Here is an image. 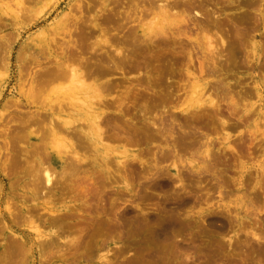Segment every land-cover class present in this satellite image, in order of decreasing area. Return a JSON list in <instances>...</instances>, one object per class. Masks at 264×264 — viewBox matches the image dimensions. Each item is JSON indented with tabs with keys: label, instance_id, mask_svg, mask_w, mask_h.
<instances>
[{
	"label": "rangeland",
	"instance_id": "374dc122",
	"mask_svg": "<svg viewBox=\"0 0 264 264\" xmlns=\"http://www.w3.org/2000/svg\"><path fill=\"white\" fill-rule=\"evenodd\" d=\"M4 1L8 0H0V264H264V70L248 67L243 60L254 52L264 55V0H202L200 10L205 19L199 20L203 28L189 22L190 38L180 36L179 42L178 34L171 31H175V25L184 27L193 15L191 9L198 1L193 0L192 6H179L176 15L162 22L174 28L167 30L173 37L167 33V42L160 43L166 34L161 33L160 38L155 35L153 45L138 31L143 20L148 28L147 21L152 18L153 10L143 1L135 5L131 0H9V6ZM90 2H95V7ZM16 3L25 13L18 19L11 12ZM106 13L113 21H108ZM104 15L109 23L106 19L102 22ZM118 16L123 19L115 18ZM83 22L87 28L81 26ZM97 24H104L103 31L99 30L101 25L97 30ZM119 24L127 27L121 26V32L115 28ZM74 28L83 40L77 39ZM65 30H70L73 37L69 38ZM218 36L227 43L224 48ZM120 37L128 39H121L124 42L118 45ZM71 38H76L78 47L86 52L69 44L67 47L66 41ZM105 38L110 40L109 47L103 42ZM207 39L219 48L210 57L218 54L223 58L213 59L217 62L213 64L217 68L214 75L207 65H212ZM80 40L83 42L78 43ZM141 41L149 42V46ZM116 44L128 58L121 54L115 55L116 61H109ZM182 45L193 54L190 59L195 66ZM95 51L104 55L101 66L96 60L102 55ZM69 54L84 59L79 70L85 72V80L82 78L86 85H95L99 78L103 90L107 88L102 91L108 109L101 107L100 144H96V128L88 127L93 111L85 106L96 103V95L90 99L92 94L85 87L63 93L59 88L66 85L65 81L46 77L47 81L43 75V67L51 66L48 60L53 62L55 56L66 58ZM201 59L207 72H199ZM117 61L121 63L114 66L112 62ZM133 65L136 69L128 68ZM255 85L259 86V96ZM194 86H199L195 93ZM207 89L212 98H217L218 110L208 108L206 103L199 105L206 100ZM77 95L86 102H78L85 106L78 112L73 104L78 101ZM72 96L76 101H71ZM50 105L55 107L52 116ZM57 115L72 121L68 128ZM44 167L51 174L49 184L44 182ZM48 207L53 211H47ZM31 225L42 233L56 232L37 237ZM252 232L260 237L258 242Z\"/></svg>",
	"mask_w": 264,
	"mask_h": 264
},
{
	"label": "bare ground",
	"instance_id": "6f19581e",
	"mask_svg": "<svg viewBox=\"0 0 264 264\" xmlns=\"http://www.w3.org/2000/svg\"><path fill=\"white\" fill-rule=\"evenodd\" d=\"M9 1V0H8ZM8 1H4L5 3L4 4H7L8 3ZM26 1V0H25ZM89 1H91V0H89ZM93 1V0H92ZM109 1V0H108ZM131 1H133L134 2V4L135 5H137V2L138 1H143L144 3H147L148 5H149V7L153 10V12H152V18H151V21H147V23L148 22H150L149 24H147V26L149 25V27L147 28L144 24L146 23V21H144L143 20V22H145L144 24H140L139 25V27H138V31H140V33L144 36V39H145V37L147 38V40L151 43V41H152V39H156V38H152V37H155V35L156 36H159V38L162 36V35H160L161 33L162 34H166V36L164 35V37H161V40L159 39V42L160 43H165V42H167V41H165L166 39H165V37H167V35L168 34H170L171 36L173 35V34H171V32L172 33H174V32H176L177 34H178V38L177 39H179L180 40V36H182L183 38H187V39H189L190 38V35H188V33H189V31H190V28L194 25V26H197L196 28H203L202 26L203 25H201V23H200V20H199V18L200 19H205V16H204V14L201 12V10L200 9H203V4H202V0H198L197 1V4H195V5H193V8L191 9V10H193V15L191 16V17H189L188 19H186V23L184 24V27H182L181 25H175V26H177L176 27V29H175V31H169L170 33H168V31L167 30H171L173 27H171V25H170V27H167L166 25H163L162 24V22H165V20H167L168 19V17L170 16V15H176L177 14V11H175V9H177L178 8V10H179V6H182V5H191L192 6V4H193V0H131ZM254 1V0H253ZM51 2V1H50ZM203 2H205V1H203ZM227 2H228V0H227ZM91 3V2H90ZM93 3H95V2H92L91 4H92V6H91V4H89L91 7H95V4H93ZM97 3V2H96ZM44 4V3H43ZM100 4V3H99ZM104 4H105V2H104ZM142 4V3H141ZM205 4V3H204ZM215 4V3H214ZM248 4V3H247ZM10 4L8 3L7 4V6H9ZM22 5V4H21ZM117 5V4H116ZM96 6H98V4L96 5ZM100 6V5H99ZM119 6V5H118ZM194 6L195 7H197L196 9H194ZM26 7V6H25ZM184 7V6H183ZM15 8V7H14ZM90 8V7H89ZM97 8V7H96ZM103 8V7H102ZM182 8V7H181ZM191 8V7H190ZM23 9H26V8H23ZM37 9V8H36ZM137 9H139V8H137ZM143 9H144V7H143ZM149 9V8H148ZM212 9V8H211ZM90 10V9H89ZM180 10H182V12L185 10V7L184 8H182V9H180ZM10 11V10H9ZM21 11V12H20ZM28 11V10H27ZM37 11V10H36ZM100 11V10H99ZM102 11H104V9H102ZM107 12H108V10H106ZM116 11V10H115ZM114 11V12H115ZM123 11V10H122ZM132 11V10H131ZM142 10H140V12H141ZM189 11H190V9H189ZM212 11V13H214V10H211ZM11 12L14 14V18H16V19H18L21 15H23V14H25V13H23V11H22V9L20 10V7H19V3H16V8H15V10H11ZM20 12V13H19ZM101 12V11H100ZM99 12V13H100ZM117 12V11H116ZM125 12V11H124ZM139 12V13H140ZM147 12V11H146ZM179 12V11H178ZM206 12V11H205ZM23 13V14H22ZM103 12H101V15H103L102 14ZM110 14H111V12H109ZM118 13V12H117ZM129 14V12H127V10H126V14ZM132 12H130V14H131ZM138 13V12H137ZM187 13H188V11H187ZM206 13H208V12H206ZM206 13H205V15H206ZM21 14V15H20ZM107 15H108V13H106ZM109 14V15H110ZM113 14V13H112ZM116 14V13H115ZM119 14V13H118ZM127 14V15H128ZM143 14V13H142ZM20 15V16H19ZM35 15V14H34ZM63 15H65V14H62V16ZM108 15V16H109ZM134 15V14H133ZM138 15V14H137ZM150 15V14H149ZM208 15V14H207ZM207 15H206V17H207ZM210 15H212L211 13H210ZM216 15H218V14H216ZM215 15V16H216ZM11 16V15H10ZM37 16V15H36ZM105 16V15H104ZM108 16H105V18L102 20V22H104L105 21V19H106V21H107V18H108ZM113 16H114V14H113ZM123 16V15H122ZM122 16H118V17H115V18H119V19H121L122 18ZM134 16H136V14L134 15ZM142 16H146L145 14L144 15H142ZM148 16V15H147ZM181 16V15H180ZM179 16V18H181ZM213 16V15H212ZM32 17V16H31ZM73 17V16H72ZM96 17V16H95ZM94 17V18H95ZM121 17V18H120ZM138 17V16H137ZM161 17V19L159 20V18ZM185 17H187V15L185 16ZM211 17V16H210ZM219 17V16H218ZM97 18V17H96ZM102 18V17H101ZM127 18V17H126ZM150 18V17H149ZM178 18V19H179ZM214 18V17H213ZM216 18V17H215ZM34 19V18H33ZM37 19V18H36ZM110 19V20H109ZM112 18L109 16V18H108V21H113V20H111ZM123 19V18H122ZM146 19V18H145ZM181 19H183V18H181ZM218 19V18H217ZM220 19V18H219ZM26 20V19H25ZM101 20H100V22H101ZM160 21V22H156V21ZM171 20V19H170ZM213 20V19H212ZM27 21V20H26ZM107 21V22H108ZM127 21L128 22H130V19L129 18H127ZM206 21H209V20H206ZM107 22H105L106 23V25H107ZM122 24H123V22L122 21H120ZM120 22H118V23H120ZM125 22V21H124ZM170 22V21H169ZM189 22L192 24V26L190 27V25H189ZM205 22V21H204ZM213 22H214V20H213ZM215 22H216V20H215ZM89 23H91V22H89ZM109 23V22H108ZM118 23H117V25H118ZM120 23V24H121ZM125 23H127V22H125ZM137 23H138V21H137ZM156 23H159V24H157V26H156ZM205 23H207V22H205ZM209 23V22H208ZM81 24V23H80ZM111 24H113L114 25V23H111ZM116 24V23H115ZM119 24V26H117V27H115L116 29L119 27H121L122 25H120ZM129 24V23H128ZM169 24V23H168ZM214 24H216V27H217V24H218V22H216V23H214ZM89 25V24H88ZM101 25V24H100ZM99 25V26H100ZM110 25V24H109ZM154 25H155V27H156V29L157 30H155L154 32L155 33H152L151 35H150V32L153 30V28H155L154 27ZM172 25H174V24H172ZM74 26V25H73ZM76 26V25H75ZM78 26V25H77ZM81 26H84V22H83V25H81ZM98 26V24L96 25V28H97V30L101 27V29H99V30H102V28H104L105 26H104V24L103 25H101L100 27ZM102 26H104V27H102ZM124 27L126 26V25H123ZM123 26L121 27V28H123ZM136 26V25H135ZM165 26H166V28H165ZM193 26V27H194ZM92 27V26H91ZM109 27V26H108ZM107 27V28H108ZM127 27V26H126ZM134 27V26H133ZM239 27V26H238ZM77 28V27H76ZM76 28H74L73 30L75 31V30H77ZM84 28H87V25H85L84 26ZM94 28V27H93ZM120 28V29H121ZM129 28V27H128ZM127 28V29H128ZM136 28V27H135ZM106 29V28H105ZM104 29V30H105ZM109 29V28H108ZM115 29V30H116ZM126 29V30H127ZM131 29V28H130ZM244 29V28H243ZM78 30H80V32H81V28H80V26H79V29ZM77 30V31H78ZM86 30V29H85ZM89 30V29H88ZM94 30V29H93ZM96 30V31H97ZM98 30V31H99ZM111 29H109V31H110ZM133 30H135V29H133ZM173 30H174V28H173ZM65 31H67V33H66V35L68 34V37L70 38V36H72L73 34L71 33V31L70 30H65ZM84 30H82V32H83ZM103 31V30H102ZM118 32H120L119 30H117ZM116 31V32H117ZM123 31V29H121V32ZM128 31V30H127ZM76 32V31H75ZM74 32V33H75ZM95 32V31H94ZM107 32V31H106ZM129 32V31H128ZM127 32V33H128ZM153 32V31H152ZM239 32V31H238ZM63 33V32H62ZM65 33V32H64ZM87 33H88V31H87ZM89 33H92V32H89ZM105 33V31L103 32V34ZM124 33H125V31H124ZM130 33H132V32H130ZM133 33H134V31H133ZM168 33V34H167ZM239 33H241V32H239ZM76 34H78V40H79V38L81 37L80 35H79V31L78 32H76ZM81 34V33H80ZM106 34V33H105ZM109 34V33H108ZM117 34H119V33H117ZM116 34V35H117ZM126 34V33H125ZM124 34V35H125ZM135 34H136V32H135ZM135 34H133V35H135ZM158 34V35H157ZM175 34V33H174ZM63 35V34H62ZM82 35V34H81ZM88 35V34H87ZM86 35V36H87ZM90 36H91V34H89ZM98 35V34H97ZM112 35H115L114 33L112 34ZM237 35L239 36V34L237 33ZM236 35V36H237ZM83 36V35H82ZM92 36H94L93 34H92ZM102 36V34L100 35V37ZM109 37L111 36V35H108ZM118 36V35H117ZM117 36H115V37H117ZM121 36V35H120ZM123 36V35H122ZM121 36V37H122ZM175 36V35H174ZM177 36V35H176ZM175 36V37H176ZM237 36V37H238ZM73 37V36H72ZM85 37V36H84ZM108 37V38H109ZM112 37V36H111ZM114 37V36H113ZM114 37V38H115ZM120 37V41H118V45H119V42L121 43L122 41H121V39L122 40H124V41H126L128 38H126V39H123L124 38V36H123V38H121ZM129 37V36H128ZM133 37V36H132ZM131 37V38H132ZM173 37V36H172ZM174 37V38H175ZM208 37V36H207ZM239 37H242V35H240ZM238 37V38H239ZM244 37V36H243ZM242 37V38H243ZM107 38V39H108ZM118 38H119V36H118ZM118 38H116V39H118ZM164 40H163V39ZM218 38H220V44L222 45V47L223 46H225L226 44H225V41H224V39H223V37H219L218 36ZM241 38V39H242ZM75 39L76 38H71V39H67L68 41H66V42H64V43H66V46L67 47H69L67 44H69L70 46L72 45V46H74L75 48L74 49H76V48H79L78 47V45H77V40L75 41ZM80 39H82V38H80ZM88 40H89V38H87ZM107 39L105 38L104 40H103V42L105 43V44H108V45H106V47L108 46L109 47V43H108V41H110V40H108L107 41ZM113 39V38H112ZM111 39V40H112ZM139 39H140V37H139ZM142 39V38H141ZM157 39H158V37H157ZM241 39H240V41H241ZM83 40V39H82ZM82 40H80V41H78V43H82L83 41ZM91 40V39H90ZM114 40V39H113ZM119 40V39H118ZM130 40H132V39H130ZM129 40V41H130ZM146 40V39H145ZM168 40H170L169 38H168ZM174 40V39H173ZM211 40V39H210ZM210 40H208L207 39V45H208V48L209 49H207L208 50V54H209V56H208V54H206L208 57H210V55L213 57V55H214V53L215 52H217V48L218 47H213V44H211V41ZM93 41V40H92ZM116 41V40H115ZM123 41V42H124ZM128 41V42H129ZM138 41V40H137ZM171 41H172V38H171ZM190 41V40H189ZM192 41V40H191ZM112 42V41H111ZM122 42V43H123ZM131 42V41H130ZM136 41H134L133 43H135ZM139 42V41H138ZM137 42V43H138ZM142 42V41H141ZM140 42V43H141ZM148 42V43H149ZM173 42H175V40L173 41ZM173 42H171V43H173ZM179 42H181V40L179 41ZM193 42V41H192ZM99 43V42H98ZM100 43H102V42H100ZM117 43V42H116ZM132 43V45H135V44H133ZM142 43H145V42H142ZM148 43H145L146 44V46H147V44ZM170 43V42H169ZM184 43H185V41H184ZM90 44V43H89ZM92 44V43H91ZM111 44V43H110ZM124 44H126V43H124ZM152 44V43H151ZM182 44H183V41H182ZM80 45H82V44H80ZM79 45V46H80ZM83 45H85L84 43H83ZM102 45H103V43H102ZM114 45H115V43H114ZM122 45V44H121ZM153 45V44H152ZM184 45V44H183ZM182 45V47H184L185 48V46H183ZM192 45V44H191ZM61 46V45H60ZM77 46V47H76ZM92 46V45H91ZM90 46V47H91ZM105 46V45H104ZM103 46V47H104ZM123 46V45H122ZM137 46V45H136ZM139 46V45H138ZM143 46V45H142ZM145 46V47H146ZM148 46H149V44H148ZM173 46V45H172ZM217 46V45H216ZM258 46V45H257ZM67 47H65V48H67ZM86 47V46H85ZM116 47H117V44H116ZM125 47V46H124ZM123 47V48H124ZM144 47V46H143ZM151 47V46H150ZM149 47V48H150ZM221 47V46H220ZM64 48V49H65ZM88 48H89V46L86 48L87 50H88ZM105 48V47H104ZM103 48V49H104ZM137 48V47H136ZM139 48V47H138ZM155 48V47H154ZM157 48H159L158 46H157ZM224 48V47H223ZM244 48V47H243ZM264 48V47H263ZM63 49V48H62ZM74 49H72V51H74ZM79 49H81V50H84L83 48H79ZM91 49V48H90ZM94 49V48H93ZM98 49V48H97ZM101 49V48H100ZM108 49V48H107ZM110 49H111V47H110ZM125 49H127V48H125ZM124 49V50H125ZM151 49V48H150ZM193 49V48H192ZM219 49V48H218ZM229 48H227V50H228ZM236 49V48H235ZM242 49V48H241ZM66 50V49H65ZM81 50H80V52H81ZM96 50V49H95ZM114 50H115V54L114 55H111V56H113V57H111L110 56V58H109V61H111L110 59L112 58L113 60H115L116 58V56L118 55L119 57H120V55L122 54V56L124 57V59H125V57L126 58H128V56H124V55H126L125 53H123L122 51V48L121 47H117V48H114ZM114 50H112V51H114ZM148 50V49H147ZM151 50H153V49H151ZM164 50V49H163ZM166 50H168V49H166ZM180 50V49H179ZM183 50H187V57H188V60L192 63V61H191V59H190V55H193V54H191L190 52H189V50L187 49V47L185 48V49H183ZM261 50H263V52H264V49H261ZM85 51V50H84ZM108 51H110V50H108ZM111 51V52H112ZM130 51H131V49H130ZM133 51V50H132ZM139 51H140V49H139ZM138 51V52H139ZM142 51V50H141ZM144 51V50H143ZM160 51V50H159ZM162 51V50H161ZM165 51V50H164ZM192 51V50H191ZM219 51V50H218ZM221 51H223L222 49H221ZM254 51H256L255 49H254ZM79 52V53H80ZM83 52V51H82ZM86 52V51H85ZM88 52V51H87ZM90 52V51H89ZM96 52V51H95ZM94 52V53H95ZM98 52V51H97ZM96 52V53H97ZM106 52V51H105ZM110 52V53H111ZM124 52H127V50L126 51H124ZM163 52V51H162ZM220 52V51H219ZM218 52V53H219ZM246 52V51H245ZM262 52V53H263ZM61 53H63V52H61ZM69 53V52H68ZM91 53H92V51H91ZM94 53H93V56H94ZM131 53V52H130ZM159 53V52H158ZM161 53V52H160ZM163 53H165V52H163ZM222 53H225V52H222ZM67 54V53H66ZM72 54V53H71ZM71 54H69L68 55V57H66V58H59V57H52L53 58V62H52V60H48V61H50L51 62V66L50 67H43V75H45V78L46 77H48L50 80H58V79H60V80H63V81H65L66 82V85L61 89V88H59L60 90H63V93H65V91H68V90H71L72 92L73 91H75L76 89H80V88H84L85 87V89L86 90H89L90 92H91V96H89V98L90 99H94V98H92V97H94L95 95H96V99H94V101H96V103H92V101L91 102H89V103H87L86 105H85V98H78V95H77V98H75V99H77L78 101H77V103H73L74 105H76L75 107H74V109L78 112V110H80V109H82V108H84L85 106L86 107H88V110H92L93 112H92V114H93V116H91V121L88 123V127L89 128H91V127H93L94 129L96 128V144H100V142L102 141V130H101V126H100V122H99V118L101 117V115H102V113H103V108H101V107H107V104H105L106 102H107V100H106V102H104V100L102 99L103 98V93H102V91H104L105 89L107 90V88H105L104 90H103V88L105 87L104 86V84H102V81L101 80H99L98 82H97V80L99 79H97L96 80V84L95 85H86V83H85V78H84V76H83V73L85 74V72H80V70H79V65L80 64H82V65H84L83 63H81V62H83V60L82 59H80V58H78V56L77 57H73V56H70ZM78 54V53H77ZM82 54V53H81ZM98 54L101 56L102 54L101 53H99L98 52ZM97 54V55H98ZM103 54H105V53H103ZM111 54H113V53H111ZM124 54V55H123ZM173 54V53H172ZM171 54V55H172ZM226 54V53H225ZM229 54H232V53H229ZM229 54H226L227 56L229 55ZM247 54H249L248 52H247ZM264 54V53H263ZM80 55V54H79ZM91 55V54H90ZM116 55V56H115ZM132 55V54H131ZM131 55H130V57H131ZM138 55V54H137ZM206 55H204L205 57H206V59H207V61H208V57L206 56ZM235 55V54H234ZM245 55V54H244ZM262 55V54H261ZM85 56V55H84ZM99 56V57H100ZM104 55H102L101 56V58L100 59H98V60H96V62H98V61H103V59H102V57H103ZM133 56H134V54H133ZM150 56H152V55H150ZM224 56V55H223ZM226 56V57H227ZM230 56V55H229ZM247 57H248V55H246ZM249 56H250V54H249ZM89 58L90 56H86V58ZM96 57V56H95ZM94 57V58H95ZM106 57V56H105ZM118 57V58H119ZM241 57H243V56H241ZM245 57V56H244ZM243 57V60L245 59L246 60V58L247 57H245L244 58ZM84 58V57H83ZM92 58V57H91ZM93 58V59H94ZM98 58V57H97ZM134 58V57H133ZM186 58V57H185ZM248 58H251V59H248ZM247 59L248 60H244V62L246 63V65L248 66V67H253V68H262L263 70H264V55H263V57L262 56H260L258 53H256V52H254L252 55H251V57H248ZM78 59H80V61L78 60ZM102 59V60H101ZM119 59H121V58H119ZM118 59V61H121V62H125V60H119ZM123 59V58H122ZM131 59V58H130ZM129 59V60H130ZM145 59V58H144ZM213 59H215V61H216V59L217 60H221V59H223L222 57H221V55H216V58L214 57V58H211L210 57V60H209V63L211 62L212 63V65L214 64V63H217V62H215V61H213ZM236 59V58H235ZM82 60V61H81ZM86 60H88V59H86ZM91 60V59H90ZM95 60V59H94ZM117 60V59H116ZM115 60V61H116ZM128 60V59H127ZM133 60V59H132ZM137 60V59H136ZM142 60H143V57H142ZM146 60V59H145ZM150 60V59H149ZM227 60V59H226ZM226 60H225V62H226ZM38 61V60H37ZM105 61V60H104ZM103 61V62H104ZM118 61L116 62V63H114V62H112L113 63V65L114 66H116V64H120V63H118ZM141 61V60H140ZM188 61V62H189ZM206 61V60H205ZM84 62H86V61H84ZM91 63H92V61H90ZM106 62H108V60L106 61ZM105 62V63H106ZM148 62H150V61H148ZM203 59H201V60H199V72L200 73H202L203 71L205 72V70L206 69H208L209 68V72L212 74V75H214L213 73H215L216 71L215 70H217V68L215 67V65H213V67H212V65H210L211 67H209V64H207L208 65V68H205V65H203ZM223 62V61H222ZM239 62H240V60H239ZM36 63V62H35ZM111 63V62H110ZM132 63H135L134 61L132 62ZM184 63H186V62H184ZM219 63V62H218ZM235 63V62H234ZM237 63V62H236ZM245 63H244V65H245ZM87 63H85V65H86ZM90 64V63H89ZM96 64V63H95ZM95 64H93V65H95ZM99 64V63H98ZM101 64H102V62L100 63V66H101ZM124 64V63H123ZM122 64V65H123ZM127 64V63H126ZM149 64V63H148ZM193 64V66H195L194 65V63H192ZM191 64V65H192ZM223 64V63H222ZM35 65V64H34ZM40 65V64H39ZM46 65V64H45ZM44 65V66H45ZM91 65V64H90ZM104 65V64H103ZM102 65V66H103ZM105 65H108L107 63L105 64ZM112 65V64H111ZM129 65V64H128ZM132 65V64H131ZM135 65V64H134ZM134 65L133 66H128V68H130V67H134ZM137 65V64H136ZM182 65V64H181ZM186 65V64H185ZM217 65V64H216ZM227 65H228V63H227ZM244 65H242V67L244 66ZM245 65V66H246ZM46 66H49V65H46ZM89 66V65H88ZM184 66V65H183ZM187 66V65H186ZM190 66V65H189ZM189 66H187V67H189ZM224 66H225V64H224ZM109 67H110V65H109ZM109 67H107V68H109ZM122 67H125L124 65L122 66ZM138 67V66H137ZM151 67V66H150ZM192 67V66H191ZM220 67V66H219ZM227 67V66H226ZM230 67V66H229ZM42 68V67H41ZM83 68V67H82ZM85 68V67H84ZM88 68V67H87ZM86 68V69H87ZM89 68H91V67H89ZM94 68H96V66L94 67L93 66V69ZM99 67L97 66V69H98ZM126 68V67H125ZM131 68V69H132ZM135 69H136V67H134ZM139 68V67H138ZM137 68V69H138ZM140 68H142V66L140 67ZM211 68V69H210ZM216 68V69H215ZM250 68V69H251ZM92 69V68H91ZM92 69V70H93ZM96 69V70H97ZM119 70H122V69H124V68H122V69H120V68H118ZM117 69V70H118ZM143 69H144V66H143ZM84 70V69H83ZM87 70H89V69H87ZM109 70V69H108ZM128 70V69H127ZM134 70V69H133ZM219 70V69H218ZM256 70V69H255ZM258 70V69H257ZM262 70V71H263ZM85 71V70H84ZM94 71V70H93ZM116 71V70H115ZM114 71V72H115ZM124 71V70H123ZM129 71V70H128ZM222 71V70H221ZM226 71V70H225ZM259 71H260V69H259ZM258 71V72H259ZM89 72V71H88ZM96 72V71H95ZM104 72V71H103ZM102 72V73H103ZM121 72V71H120ZM189 72V71H188ZM191 72V71H190ZM203 72V73H204ZM206 72H207V70H206ZM208 72V73H209ZM224 72V71H223ZM111 73H113V72H111ZM118 73H119V71H118ZM124 73V72H123ZM122 72L120 73V74H123ZM208 73H206V74H208ZM227 73V72H226ZM87 74V73H86ZM92 74V73H91ZM91 74H88V75H91ZM190 74H192V75H194L193 77H194V79H196L197 77L195 76V73H193V72H191ZM218 74V73H217ZM220 74H223V73H220ZM228 74V73H227ZM105 75V74H104ZM134 75V74H133ZM192 75H191V77H192ZM201 75V74H200ZM37 76V75H36ZM82 76H83V78H84V80H83V78H82ZM111 76V75H110ZM114 76V75H113ZM121 76H123V75H121ZM189 76V75H188ZM264 76V75H263ZM38 77V76H37ZM36 77V78H37ZM93 77V76H92ZM96 77H97V75H96ZM99 77V76H98ZM109 77V76H108ZM131 77V76H130ZM201 77H202V75H201ZM257 77V76H256ZM40 78V77H39ZM47 79V78H46ZM49 79H47V81L49 80ZM93 79H95V78H93ZM110 79V78H109ZM141 79H143V78H141ZM207 79H208V77H207ZM238 79H239V77H238ZM43 80V79H42ZM108 80V79H107ZM120 80H122V78L120 79ZM190 80V79H189ZM209 80H211V79H209ZM218 80V79H217ZM40 81V80H39ZM38 81V82H39ZM111 81V80H110ZM152 81V80H151ZM197 81V80H196ZM41 82H44V81H41ZM119 82H121V81H119ZM134 82V81H133ZM142 82H143V80L141 81V83H140V85L142 84ZM156 82V81H155ZM195 82V81H194ZM198 82V81H197ZM215 82H217V81H215ZM241 82V81H240ZM33 83V82H32ZM50 83V82H49ZM60 83V82H59ZM91 83V82H90ZM95 83V82H94ZM105 83V82H104ZM213 83V82H212ZM211 83V84H212ZM224 83V82H223ZM223 83H222V85H223ZM226 83V82H225ZM239 83V82H238ZM36 84V83H35ZM38 84V83H37ZM116 84V83H115ZM129 84V83H128ZM137 84H139L138 82H137ZM150 83H148V85H149ZM156 84V83H155ZM204 84V83H203ZM253 84V83H252ZM130 85H131V83H130ZM205 85V84H204ZM237 85V84H236ZM239 85V84H238ZM237 85V86H238ZM249 85H251V84H249ZM248 85V86H249ZM104 86V87H103ZM113 86V85H112ZM111 86V87H112ZM120 86H122V85H120ZM136 86V85H135ZM134 86V87H135ZM150 86V85H149ZM153 86H155L154 84H153ZM152 86V87H153ZM157 86V85H156ZM208 86V85H207ZM206 86V87H207ZM212 86V85H211ZM210 86V87H211ZM247 86V87H248ZM103 87V88H102ZM107 87V86H106ZM110 87V88H111ZM115 87V86H114ZM114 87H113V89H114ZM116 87H119V86H117L116 85ZM122 87H126V86H122ZM128 87V86H127ZM199 87V86H198ZM197 86H194L193 87V89H192V92L193 93H195L196 91V89L198 88ZM216 86H214V88H215ZM217 87H219V86H217ZM230 87V86H229ZM240 87H241V84H240ZM240 87H239V90H240ZM251 87V86H250ZM249 87V88H250ZM255 87V92H256V94L259 96L261 93H260V89H259V86H257V85H255L254 86ZM109 88V87H108ZM121 88V87H120ZM130 88V87H129ZM128 88V89H129ZM145 88V87H144ZM148 88V87H147ZM186 88V87H185ZM214 88H212L211 90L213 91V89ZM220 88H222V87H220ZM234 88V87H233ZM246 88V87H245ZM58 89V90H59ZM116 89V88H115ZM114 89V90H115ZM119 89V88H118ZM146 89V88H145ZM150 89V88H149ZM190 89V88H189ZM59 90V91H60ZM65 90V91H64ZM105 90V91H106ZM111 90V89H110ZM124 90V89H123ZM130 90H133V89H130ZM136 90V89H135ZM138 90V89H137ZM144 90V89H143ZM148 90V89H147ZM146 90V91H147ZM152 90V89H151ZM203 90V89H202ZM208 90V89H207ZM215 90H216V88H215ZM226 90V89H225ZM231 90V89H230ZM251 90V89H250ZM253 90V89H252ZM57 91V90H56ZM120 91H121V89H120ZM126 91H128V90H126ZM141 91V90H140ZM145 91V90H144ZM209 91V90H208ZM207 91V92H208ZM219 91H222V90H220L219 89ZM227 91V90H226ZM234 91V90H233ZM243 91H245V89L243 90ZM254 91V90H253ZM252 91V92H253ZM70 92V91H69ZM72 92L70 93V94H72ZM86 92V91H85ZM110 92V91H109ZM112 92V91H111ZM133 92V91H132ZM131 92V93H132ZM137 92H139V91H137ZM210 92L211 91H209L208 92V94L206 95L207 97H205L206 98V100H204V101H202L203 99V96H204V94L206 93V90H204L203 91V93H199L200 94V96H199V99H202L201 101H200V103H199V105L200 104H203V103H206V104H208V105H206L207 107L209 106L210 108H212V107H214V109L215 110H218V109H216L215 107H217V102H216V100H217V98H216V100H215V98H212V96H211V94H210ZM218 92V91H217ZM235 92V91H234ZM74 93V92H73ZM75 93H77V92H75ZM86 93H88V92H86ZM106 93V92H105ZM142 93V92H141ZM147 94H148V92H146ZM153 93V92H152ZM162 93V92H161ZM227 93H229V92H227ZM236 93H237V91H236ZM235 93V94H236ZM239 93V92H238ZM251 93V92H250ZM107 94V93H106ZM110 94V93H109ZM121 95H122V93H120ZM119 94V95H120ZM127 94V93H126ZM163 94V93H162ZM165 94V93H164ZM243 94V93H242ZM245 94V93H244ZM254 93H252V95H253ZM66 95H67V93H66ZM73 95V94H72ZM84 96H85V94H83ZM89 95V94H88ZM87 95V96H88ZM139 95H140V93H139ZM158 95V94H157ZM233 95V94H232ZM241 95V94H240ZM250 95V94H249ZM252 95H251V97H252ZM61 96V95H60ZM67 96H70L69 94L67 95ZM66 96V97H67ZM123 97H124V94L122 95ZM127 96V95H126ZM163 96V95H162ZM59 97V96H58ZM66 97H64V98H66ZM73 97V96H72ZM76 97V96H75ZM83 97V96H82ZM115 97H117V96H115ZM121 97V96H120ZM215 97V96H214ZM225 97V96H224ZM261 97V96H260ZM259 97V98H260ZM70 98V97H69ZM119 98V97H118ZM165 98V97H164ZM227 98V97H226ZM229 98V97H228ZM234 98V97H233ZM232 98V99H233ZM56 99V98H55ZM73 99H74V97L72 98V100L71 101H73ZM74 99V100H75ZM87 99V98H86ZM106 99V98H105ZM224 99V98H223ZM223 99H222V101H223ZM236 99V98H235ZM244 99V98H243ZM109 100V99H108ZM237 100V99H236ZM67 101H70V100H67ZM66 101V102H67ZM76 101V100H75ZM81 102V103H84V105H82V104H78V102ZM115 101V100H114ZM196 101H198V99L196 100ZM196 101H195V103H196ZM230 101H231V99H230ZM111 102V101H110ZM116 102V101H115ZM118 102H120L119 100H118ZM123 102V101H122ZM127 102V101H126ZM234 102V101H233ZM54 103H56V102H54ZM58 103V102H57ZM71 103V102H70ZM58 104H60V103H58ZM67 104V103H66ZM72 104V103H71ZM72 104V105H73ZM90 104V105H89ZM113 104V103H112ZM122 104V103H121ZM125 104V103H124ZM219 104V103H218ZM63 105V104H62ZM70 105V104H69ZM96 105V106H95ZM101 105V106H100ZM120 105V104H119ZM127 105V104H126ZM126 105H125V107H126ZM199 105L197 104V106L195 105V108H198L199 107ZM235 105V104H234ZM41 106V105H40ZM51 106V108L50 109H48V110H51V112H50V114H51V116L53 115V110H54V108L52 107L53 105H50ZM55 106V105H54ZM109 106V105H108ZM113 106V105H112ZM118 106V105H117ZM128 106V105H127ZM231 106H233V105H231ZM230 106V107H231ZM245 106H247V103H246V105ZM96 107V111H94V108ZM114 107H116V106H114ZM189 107H191L190 105H189ZM208 107V108H209ZM227 107H228V105H227ZM234 107V106H233ZM233 107H231V108H233ZM80 108V109H79ZM116 108H118V107H116ZM218 108H219V106H218ZM59 110H61V108H60V106H59V108H58ZM106 109H108V108H106ZM126 109V108H125ZM200 109V108H199ZM213 109V110H214ZM228 109V108H227ZM56 110V109H55ZM58 110V111H59ZM122 111H123V108L121 109ZM182 111H188L189 110V108H182L181 109ZM210 110V109H209ZM214 110V111H215ZM219 110H221V109H219ZM229 110V109H228ZM234 110V109H233ZM232 110V111H233ZM238 110V109H237ZM237 110H235V111H237ZM200 111V110H199ZM210 111H212V110H210ZM229 111H231V109L229 110ZM229 111H228V113H229ZM32 112V111H31ZM30 112V113H31ZM165 112V111H164ZM194 112V111H193ZM209 112V111H208ZM218 112H221V111H218ZM33 113V112H32ZM222 113V112H221ZM232 113V112H231ZM236 113V112H235ZM234 113V114H235ZM238 113V112H237ZM197 114V113H196ZM213 114V113H212ZM214 114H216V111H215V113ZM77 115H79V114H77ZM188 115V114H187ZM190 115V114H189ZM191 115H193L192 114V112H191ZM237 115V114H236ZM32 116V115H31ZM36 116V115H35ZM38 116V115H37ZM59 120H61V122L63 123V126H65L66 128H68V126H69V124H70V122H72V121H70V119L69 118H64V117H62L61 115H57L56 116ZM243 117V116H242ZM53 118H55V117H53ZM52 117H51V119H53ZM163 118V117H162ZM160 119V118H159ZM53 120H55V119H53ZM72 120V119H71ZM104 121V120H103ZM154 121V120H153ZM55 122H56V120H55ZM54 122V124H56ZM82 122V121H81ZM165 122V121H164ZM226 122H228V121H226ZM75 123V122H74ZM83 123V122H82ZM82 123H81V125H82ZM157 123V122H156ZM160 123V122H159ZM85 124V123H84ZM162 124V123H161ZM231 124H233V123H231ZM62 125V124H61ZM74 125H76V123L74 124ZM79 125V124H78ZM224 125V124H223ZM230 125V124H229ZM264 125V124H263ZM52 126V125H51ZM55 126V125H54ZM84 126V125H83ZM82 126V127H83ZM155 126V125H154ZM226 126H228V123H226ZM56 127V126H55ZM156 127V126H155ZM70 128H72V127H70ZM69 128V129H70ZM75 128V127H74ZM93 128H91V129H93ZM52 129V128H51ZM159 129V128H158ZM62 130V129H61ZM52 131V130H51ZM71 132V131H70ZM55 133H57V132H55ZM71 134V133H70ZM74 134V131H73V133H72V135ZM85 134H88V133H85ZM264 134V133H263ZM66 135V134H65ZM64 135V136H65ZM75 135V134H74ZM104 136V135H103ZM14 137V136H13ZM16 137V136H15ZM231 137V136H230ZM68 139V138H67ZM227 139V138H226ZM225 139V140H226ZM174 140V139H173ZM177 140V139H176ZM179 140V139H178ZM15 141V140H14ZM132 141V140H131ZM55 142V141H54ZM58 142H60V141H58ZM57 142V143H58ZM59 144V143H58ZM182 144V143H181ZM180 144V145H181ZM239 144V143H238ZM169 146V145H168ZM229 146V145H228ZM232 146V145H231ZM231 146L229 147V148H231ZM237 146V145H236ZM170 147V146H169ZM177 147H178V145H177ZM183 147V146H182ZM35 148H37V147H35ZM65 148V147H64ZM173 148V150H175L174 149V146L172 147ZM185 148V147H184ZM173 150H171V151H173ZM232 150H233V148H232ZM166 151V150H165ZM169 151V150H168ZM167 151V152H168ZM234 151V150H233ZM74 152V151H73ZM117 152V151H116ZM120 152V151H119ZM174 152V151H173ZM175 153V152H174ZM207 153V152H206ZM37 154V153H36ZM75 154V153H74ZM73 154V155H74ZM238 154H239V151H238ZM169 155V154H168ZM172 155V154H171ZM206 155V154H205ZM170 156V155H169ZM211 156V155H210ZM80 157V156H79ZM172 157V156H171ZM157 158V157H156ZM167 159H168V157H167ZM214 159V158H213ZM163 160V159H162ZM123 161V160H122ZM77 162H79V161H77ZM213 162V161H212ZM107 163H109V162H107ZM121 163V162H120ZM175 166V165H174ZM205 167H207V165L205 166ZM160 169V168H159ZM210 169V168H209ZM208 170V169H207ZM211 170V169H210ZM43 177H44V182L46 183V184H49L50 182H51V174L49 173V171L44 167L43 168ZM65 171V170H64ZM176 171H177V169H176ZM212 171H214V170H212ZM68 172V171H67ZM207 172V171H206ZM66 173V172H65ZM67 174V173H66ZM161 174V173H160ZM212 174V173H211ZM214 174V173H213ZM245 178H246V176H245ZM239 180H241V179H239ZM244 180H246V179H244ZM244 180H243V182H244ZM182 181V180H181ZM240 182H242V180L240 181ZM47 205V204H46ZM48 205H50V204H48ZM53 207V206H52ZM44 208V207H43ZM46 210L47 211H49V212H52L53 211V209H51V207H48V209L46 208ZM242 210V209H241ZM55 212V211H54ZM231 222V221H230ZM32 226V228L30 227V230L31 229H34V231L36 232L35 234L37 235V237H39V236H45V237H49L50 236V234L51 235H53L54 234V232H56V231H54V230H51V231H49V232H44V233H42V230L40 229L39 230V228L37 227V226H34L33 227V225H31ZM11 229V228H10ZM29 229V228H28ZM9 230V229H8ZM253 233V234H252ZM251 233V236L253 235V237H255L256 238V241L258 242V238H259V240H260V237H258L257 235H256V233H254V232H252ZM34 234V233H33ZM59 236V235H58ZM252 237V238H253ZM258 237V238H257ZM36 239V238H35ZM38 239V238H37ZM37 239H36V241H37ZM43 239V238H42ZM46 239V238H45ZM49 239H51V237L49 238ZM254 239V238H253ZM261 239H262V237H261ZM264 239V238H263ZM40 241V240H39ZM254 241H255V239H254ZM261 242H262V240H261ZM107 251V250H106ZM107 255V254H106ZM106 255H103V257H102V259L103 258H105L106 257ZM186 255V254H185ZM187 256V255H186ZM239 256V255H238ZM107 258H105V260H106ZM260 259V258H259ZM104 260V259H103ZM240 261V260H239ZM102 262V261H101ZM107 261H104L103 262V264H105ZM100 263V262H99ZM109 263V262H108Z\"/></svg>",
	"mask_w": 264,
	"mask_h": 264
}]
</instances>
